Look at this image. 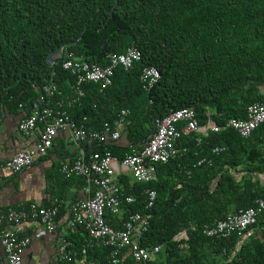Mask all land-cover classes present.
Returning a JSON list of instances; mask_svg holds the SVG:
<instances>
[{"label":"trees","instance_id":"obj_1","mask_svg":"<svg viewBox=\"0 0 264 264\" xmlns=\"http://www.w3.org/2000/svg\"><path fill=\"white\" fill-rule=\"evenodd\" d=\"M128 46L140 51L138 61L126 70L114 68L102 91L95 83H83L79 99L62 105L87 132L101 130L104 123L112 128L116 114L127 111L119 137L124 132L128 145L118 146L108 136L103 142L87 138L86 152L106 149L122 157L153 132L159 118L177 108L190 106L202 119L208 111L223 125L229 118H244L250 103L264 102V0H0V118L17 111L20 118L28 115L27 107L50 79L60 91L53 98L69 97L72 75L60 61L53 67L46 62L53 50L60 47L78 60L105 65L108 53ZM143 66H153L159 74L149 89L139 81ZM178 144L186 146L185 152L157 163L155 180L119 177L122 193L134 196L127 212L146 217L140 243L160 245L162 264H264L263 222L257 223L260 238L232 235L227 240L203 233L227 210L264 199V124L246 138L227 127L198 143L189 135ZM213 147L221 150L212 153ZM201 157L211 163L197 165ZM71 179L84 185L82 177ZM145 189L155 191L148 208ZM104 220L118 227L106 212ZM68 221L69 216L68 251L110 264L108 248L85 246V234ZM182 228L188 234L185 250L171 241ZM126 261L127 256L122 264Z\"/></svg>","mask_w":264,"mask_h":264},{"label":"built area","instance_id":"obj_2","mask_svg":"<svg viewBox=\"0 0 264 264\" xmlns=\"http://www.w3.org/2000/svg\"><path fill=\"white\" fill-rule=\"evenodd\" d=\"M49 65L53 67L60 61V67L72 75L69 97L64 99L53 98L59 95L56 84L50 79L41 86L38 103L26 116L17 122V130L23 136H29L39 126L38 135L31 149L18 150L4 160L0 166L11 173H17L28 167L37 155L45 154L51 147L52 140L57 132H65L68 141L76 148L71 162L62 163L60 172L64 177L79 176L84 181L85 197L71 200L67 207L69 212L68 225L70 228H80L84 235L87 247H107L110 264H162L160 245H142L140 236L147 226L146 217L137 212H127L126 205L134 201L131 194L122 193L119 177L128 176L130 181L149 182L156 179V164L166 163L180 153L185 152L186 146L179 145L178 139L193 135L198 143L209 132H217L224 128H231L237 134L246 138L258 125L264 124V102L254 101L245 109V117L229 118L223 125H218L211 118L208 111L203 113V119L197 118L190 106L170 110L159 118L153 132L139 144L117 157L104 149L86 152L81 143L89 138L103 142L108 136L110 140L119 137V130L125 123L127 111L122 109L116 114L112 128L104 123L99 131H85L77 125L67 114L63 104L70 106L82 95L81 85L92 82L102 91L111 83L114 68L121 66L124 70L140 59V51L135 46H128L121 53H108L105 65H98L76 59L72 52L61 48L51 57ZM57 58V61L53 59ZM51 75L54 74L52 69ZM159 78L153 66H143L139 73V81L144 89L151 88ZM55 99L52 105L49 101ZM220 147H213L212 153H218ZM211 163L208 157H201L196 161ZM260 180L263 175L258 174ZM144 208L152 205L155 191L145 189ZM62 201L52 198L48 205L39 206L29 203L26 207H0V245L4 251V264H23L22 252L29 243L28 236L19 235L16 226L24 220L36 219L43 231L51 232L55 228V216L58 214ZM105 212L116 218L118 227H113L104 220ZM126 213V216H123ZM258 222L264 223V199L257 198L253 205L246 208L227 210L224 215L210 226H204L203 233L207 237L230 239L232 235L238 238H260L262 229ZM187 229L182 228L171 236V241L177 248L185 250L187 247ZM67 240L59 246L58 251L62 258L73 263L80 262L76 251H68ZM81 247L80 253H84ZM1 264V263H0ZM70 264V263H69Z\"/></svg>","mask_w":264,"mask_h":264},{"label":"crops","instance_id":"obj_3","mask_svg":"<svg viewBox=\"0 0 264 264\" xmlns=\"http://www.w3.org/2000/svg\"><path fill=\"white\" fill-rule=\"evenodd\" d=\"M37 99L38 96L34 104L27 107V111L31 112L38 105ZM20 115V111H17L13 114H3L0 118V164L18 150L31 149L36 142L40 127L29 136L21 135L16 128ZM85 142H82L81 146L87 148L90 142L88 140ZM115 143L121 147L128 145L124 132ZM75 153L76 148L68 141L67 134L57 132L51 147L45 154L37 155L28 167L17 173H11L0 166V207L24 208L29 203L44 206L48 205L52 198L63 202L53 231H43L36 219L24 220L16 226L19 235L29 237V243L22 252L23 264H63L65 261L58 249L68 234L67 205L71 200L85 197L83 185L71 179L75 176L64 177L60 172L61 164L71 162ZM78 233L83 236L81 232ZM81 258L80 262L73 264H95L84 257ZM4 259V251L0 245L1 264L5 263Z\"/></svg>","mask_w":264,"mask_h":264},{"label":"water","instance_id":"obj_4","mask_svg":"<svg viewBox=\"0 0 264 264\" xmlns=\"http://www.w3.org/2000/svg\"><path fill=\"white\" fill-rule=\"evenodd\" d=\"M60 49V47L59 48H57V49H55V50H53L52 52H50L48 55H47V57H46V62L49 64V62L51 61V56L52 55H54L58 50ZM53 61H57V58H55V59H53Z\"/></svg>","mask_w":264,"mask_h":264}]
</instances>
